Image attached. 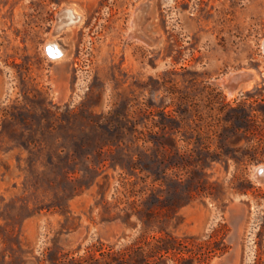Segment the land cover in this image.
Here are the masks:
<instances>
[{
    "label": "rangeland",
    "instance_id": "1",
    "mask_svg": "<svg viewBox=\"0 0 264 264\" xmlns=\"http://www.w3.org/2000/svg\"><path fill=\"white\" fill-rule=\"evenodd\" d=\"M145 1L0 0V264H264V0Z\"/></svg>",
    "mask_w": 264,
    "mask_h": 264
},
{
    "label": "water",
    "instance_id": "2",
    "mask_svg": "<svg viewBox=\"0 0 264 264\" xmlns=\"http://www.w3.org/2000/svg\"><path fill=\"white\" fill-rule=\"evenodd\" d=\"M140 8V14L137 18H131V25L133 27H138L139 30L135 31L134 35L135 37L142 39L146 42H153L154 39L151 38V36L142 28L143 22L145 20V12L148 6V0L145 2L139 3ZM136 10V8H135ZM66 10H62L58 13L57 19L63 17V13ZM133 37V36H132ZM262 46L264 49V38L262 41ZM46 53L50 57H57L60 55L59 51L57 49L51 50L50 44H46L45 46ZM256 72L253 69L250 68H236L229 70L226 72L220 79L219 84L222 86L224 90L233 91L239 89L242 85H247L250 81L255 80ZM253 175L256 179H262L264 177V164L256 165L253 169Z\"/></svg>",
    "mask_w": 264,
    "mask_h": 264
},
{
    "label": "bare ground",
    "instance_id": "3",
    "mask_svg": "<svg viewBox=\"0 0 264 264\" xmlns=\"http://www.w3.org/2000/svg\"><path fill=\"white\" fill-rule=\"evenodd\" d=\"M139 5H140V4H138V5L135 7L136 10L133 9L132 18H137L139 15H141V14L139 13V12H140ZM138 14H139V15H138ZM79 17H80V14L78 13V11L75 10V8H73V7H69V8L66 9V11L63 13V17H61V18L58 19V22H57L58 25H56V26H57V29H59V28L65 26V25H71V24L77 23ZM130 23H131V22H130ZM130 25H131V24H130ZM138 30H139L138 27L136 28V27H133V26L131 25L130 28H129V31H128V35L134 36V35H132V34H134L135 31H138ZM134 37H135V36H134ZM141 40H142V39H141ZM153 42H154V41H153ZM46 44H50V49L53 50V51H54V49H57V50L59 51L60 54H61L62 51H63L61 45H60V44L57 42V40H55V39H48V40H46V42H45V44H44V47L46 46ZM44 49H45V48H44ZM45 51H46V49H45ZM60 57H61V55H60L59 57H57V58H53V59H54V60H57V59H59ZM252 84H253V82L250 81V82H249L247 85H245V86L250 87V86H252ZM242 88L245 89L244 86H242ZM234 91H235V90H233V91H228V90H226V94H227V95H232V94L234 93ZM260 181H261V180H260Z\"/></svg>",
    "mask_w": 264,
    "mask_h": 264
},
{
    "label": "flooded vegetation",
    "instance_id": "4",
    "mask_svg": "<svg viewBox=\"0 0 264 264\" xmlns=\"http://www.w3.org/2000/svg\"><path fill=\"white\" fill-rule=\"evenodd\" d=\"M60 29V28H59ZM59 29H57V27H56V30H59Z\"/></svg>",
    "mask_w": 264,
    "mask_h": 264
}]
</instances>
